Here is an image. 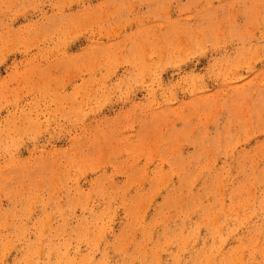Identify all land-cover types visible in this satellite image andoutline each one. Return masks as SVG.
<instances>
[{
    "label": "rangeland",
    "instance_id": "1",
    "mask_svg": "<svg viewBox=\"0 0 264 264\" xmlns=\"http://www.w3.org/2000/svg\"><path fill=\"white\" fill-rule=\"evenodd\" d=\"M86 263L264 264V0H0V264Z\"/></svg>",
    "mask_w": 264,
    "mask_h": 264
},
{
    "label": "bare ground",
    "instance_id": "2",
    "mask_svg": "<svg viewBox=\"0 0 264 264\" xmlns=\"http://www.w3.org/2000/svg\"><path fill=\"white\" fill-rule=\"evenodd\" d=\"M203 218V217H202ZM242 224V223H241ZM198 225V224H197ZM239 226V225H238ZM198 231V230H197ZM236 232V231H235ZM197 233V232H196ZM195 233V234H196ZM234 233V232H233ZM198 235V234H197ZM257 236V235H256ZM229 237V236H228ZM190 238V237H189ZM197 239V238H196ZM225 241V240H224ZM185 243V242H184ZM255 243V242H254ZM248 244V243H247ZM251 248V247H250ZM220 250V249H219ZM231 256V255H230ZM87 259V258H86ZM88 262H89V260H88ZM158 262V261H157ZM210 263V262H209ZM86 264H88V263H86Z\"/></svg>",
    "mask_w": 264,
    "mask_h": 264
}]
</instances>
